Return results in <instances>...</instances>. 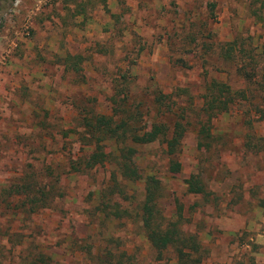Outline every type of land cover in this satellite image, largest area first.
Segmentation results:
<instances>
[{
    "label": "rangeland",
    "instance_id": "1",
    "mask_svg": "<svg viewBox=\"0 0 264 264\" xmlns=\"http://www.w3.org/2000/svg\"><path fill=\"white\" fill-rule=\"evenodd\" d=\"M67 54L82 56L78 71ZM122 74L143 126L174 120L165 106L156 114L158 93L183 114L180 172L166 170L161 142L138 146L135 161L162 180L164 214L182 205L179 226L203 247L201 264H264V0H0V264H176L141 226L142 180L109 162L75 164L92 150L80 116L112 113ZM210 79L244 97L205 137ZM192 173L204 195L186 192ZM54 179L62 196L38 211L27 188L14 189Z\"/></svg>",
    "mask_w": 264,
    "mask_h": 264
},
{
    "label": "trees",
    "instance_id": "2",
    "mask_svg": "<svg viewBox=\"0 0 264 264\" xmlns=\"http://www.w3.org/2000/svg\"><path fill=\"white\" fill-rule=\"evenodd\" d=\"M99 1L103 5L106 4V0ZM208 6L212 11L214 3L210 2ZM81 60L82 56L79 54H67L64 57L65 67L78 71ZM127 78L126 74H122L115 83V92L111 96L112 113L80 116V125L88 134V143L92 150L80 163L75 162V164L78 169L86 170L109 162L113 164L115 170L125 181L142 180L144 186L143 197L139 203V217L152 249L159 256L164 250L171 248L176 258V264H201L204 256L203 247L195 235L183 234L179 226L183 219L182 205L175 199V202L177 201L173 216L175 218L164 214L160 206V200L164 197L162 180L155 174L143 175L135 161L138 146L161 142L164 145V153L167 158L166 170L170 173L180 172L182 165L179 153L185 131L184 124L180 120L183 119V114L179 107L173 108L170 103L165 102V98H170L169 94L158 93L154 95L153 99L157 105L156 114L161 110L160 107L165 106V110L161 114H173L174 120L171 118L166 123L164 120L158 119L150 126H143L142 112L131 104L132 94ZM241 97H244L243 92L233 90L226 82L217 79L208 80L204 85L203 92V110L206 119L201 125L199 133L208 137V125L211 119L218 113L227 111L230 105ZM201 144L202 142H200ZM184 183L187 193L204 195V185L197 173L190 174L184 179ZM122 185L126 186V184L115 180L112 187L116 188L121 195H125L126 192ZM25 188H27L26 203L33 211L46 208L52 198L62 196L61 187L57 185L55 179L51 182H43L36 188H32L28 184L14 186L17 191L24 192ZM108 207H110L109 204L105 203L102 210L106 211ZM112 211L116 215L118 210L114 207ZM41 262L46 263L42 255ZM127 262L134 264L130 257ZM117 264H121L120 261Z\"/></svg>",
    "mask_w": 264,
    "mask_h": 264
}]
</instances>
